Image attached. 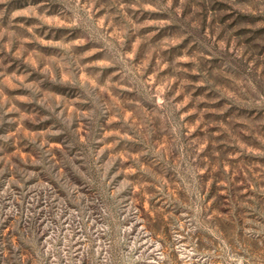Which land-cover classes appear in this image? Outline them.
I'll use <instances>...</instances> for the list:
<instances>
[{
	"label": "clouds",
	"instance_id": "obj_1",
	"mask_svg": "<svg viewBox=\"0 0 264 264\" xmlns=\"http://www.w3.org/2000/svg\"><path fill=\"white\" fill-rule=\"evenodd\" d=\"M0 264H264V0H0Z\"/></svg>",
	"mask_w": 264,
	"mask_h": 264
}]
</instances>
